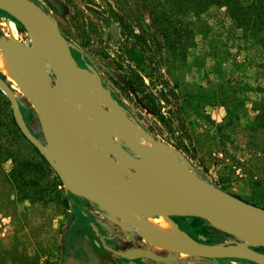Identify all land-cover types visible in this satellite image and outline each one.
Listing matches in <instances>:
<instances>
[{"label":"rangeland","instance_id":"obj_1","mask_svg":"<svg viewBox=\"0 0 264 264\" xmlns=\"http://www.w3.org/2000/svg\"><path fill=\"white\" fill-rule=\"evenodd\" d=\"M33 1L78 48L70 49V53L87 75L83 79L96 84L99 81L136 124L148 126L150 116L136 108L121 89L126 80L118 67L127 65L119 33L122 23L139 33V25L151 23L149 11L168 10L171 1ZM181 12L177 21L167 22L172 43L164 48L162 68L181 95L182 115L193 138L194 150L189 153L174 147L181 155L176 154L179 167L190 168L226 192L264 208L262 48L242 38L223 9L210 6L198 13ZM111 25L117 27V37H113ZM0 36L31 46L25 27L1 14ZM0 74L16 91L28 128L45 143L31 100L17 82L8 80L2 71ZM89 114L83 115L87 132L90 118H94ZM110 136L140 158L137 150ZM153 138L155 147L164 143L173 148ZM108 159L117 166L119 158L108 154ZM176 219L187 232L172 221L194 240L211 244L236 240L205 219ZM254 248L264 253L263 246ZM68 259L83 264H257L239 258L207 259L158 246L139 235L130 222L66 188L22 136L11 105L0 90V264H63Z\"/></svg>","mask_w":264,"mask_h":264},{"label":"water","instance_id":"obj_2","mask_svg":"<svg viewBox=\"0 0 264 264\" xmlns=\"http://www.w3.org/2000/svg\"><path fill=\"white\" fill-rule=\"evenodd\" d=\"M0 9L15 18L28 32L33 60L39 65L40 71L36 73L32 88V84L28 85L27 90L45 143L28 128L13 89L2 77L0 90L11 105L20 132L44 157L66 188L96 203L108 213L127 219L139 235L158 246L207 259L239 258L264 264V253L254 248L264 247V208L226 192L183 166L173 174L151 180L147 189H141L136 174L131 171L136 157L123 146L115 144L107 130L102 135L104 142L111 149L116 145L126 157V163L124 159H118L116 168L87 158L75 145L67 141L63 129L69 127L71 121L64 116V104L72 82L85 77L70 53V49L78 48L63 36L54 21L35 1L0 0ZM110 31L113 37H117L115 25L110 26ZM3 41L5 39L0 36V42ZM90 88L98 94L108 109L116 108L121 113V120L125 125L135 129L138 124L123 111L99 81L97 86ZM137 142L135 139V143ZM69 176L73 182L69 181ZM96 199H105L109 207L103 206ZM115 205L120 207L116 208ZM132 212L152 215L166 213L170 217H199L236 240L229 244H211L191 238L188 244H184L160 239L143 227ZM241 239L248 241L249 245H239L238 241ZM63 264L83 263L68 259Z\"/></svg>","mask_w":264,"mask_h":264},{"label":"trees","instance_id":"obj_3","mask_svg":"<svg viewBox=\"0 0 264 264\" xmlns=\"http://www.w3.org/2000/svg\"><path fill=\"white\" fill-rule=\"evenodd\" d=\"M170 1L171 6L168 10L164 7L158 13L149 11L151 23L139 25V33H135L129 25L121 24L118 42L124 45L123 57L127 67L124 68L120 64L118 68L122 70L121 78L126 80L121 89L136 108L151 118L148 126L144 124L140 126L156 140L189 153L192 151L191 148L194 150L193 138L182 115V98L176 84L171 83L162 72L164 48L172 43L167 34V22L170 19L177 21L178 14L183 10L198 13L210 6H216L224 10L235 29L239 31V35L260 45L264 54V0H190L185 5L182 3L183 0ZM0 14L20 25L15 18L1 9ZM178 35L177 32V37ZM130 38L133 40L128 43ZM261 66L264 68V64ZM0 77L3 78L1 74ZM22 136L24 137L23 134ZM33 148L43 163L48 164L38 150L34 146ZM180 227L184 229L182 225Z\"/></svg>","mask_w":264,"mask_h":264},{"label":"bare ground","instance_id":"obj_4","mask_svg":"<svg viewBox=\"0 0 264 264\" xmlns=\"http://www.w3.org/2000/svg\"><path fill=\"white\" fill-rule=\"evenodd\" d=\"M4 39L5 41L0 42L3 47L0 52V71L7 76L8 80L17 82L22 89L21 91L30 99L27 87L32 84V88L33 83L36 81V73L40 71L39 65L33 60L31 46L27 43ZM38 48L42 53L40 45ZM80 73L86 75L81 70ZM97 85L83 78L72 82L68 98L64 104V116L71 121V125L63 129V135L66 140L75 145L87 158L115 167L116 164L108 159V154L122 160L124 159L125 162L126 157L116 145L111 149L104 142L102 135L104 131H109L110 135L113 134L120 142L124 141L132 149L139 152L140 158L135 159L133 166L136 172L130 170L136 174L141 189H147L149 182L153 179H159L175 173L180 168L176 156V154L179 157L181 156L178 150L164 143L155 147L151 143V137L140 126L136 125L135 129H130L125 125L121 120V113L116 108L108 109L98 94L90 88ZM14 94L16 96V91H14ZM86 112L94 116V118H90L88 123L91 128L89 132H87L86 119L83 117ZM96 137L101 143L97 141ZM135 139L138 140L137 143H135ZM183 158L188 164L185 157ZM124 176L129 178L127 174ZM68 179L73 182L72 177L69 176ZM96 200L103 206L109 207L105 199ZM115 207L118 208L120 206L115 205ZM132 214L143 227L150 230L160 239L184 244H188L191 241V237L180 230L172 221V217L166 213L152 215L132 212ZM154 218H160V220ZM125 220L128 221L127 219ZM238 244L248 246L249 242H238Z\"/></svg>","mask_w":264,"mask_h":264},{"label":"flooded vegetation","instance_id":"obj_5","mask_svg":"<svg viewBox=\"0 0 264 264\" xmlns=\"http://www.w3.org/2000/svg\"><path fill=\"white\" fill-rule=\"evenodd\" d=\"M75 51H78V49H75ZM177 218V217H176ZM176 218H173L172 217V219L178 224V226L180 227V225H181V223H179L178 221H177V219ZM181 228V227H180ZM183 231H186V229L184 228H181ZM187 232V231H186ZM188 234V233H187Z\"/></svg>","mask_w":264,"mask_h":264}]
</instances>
